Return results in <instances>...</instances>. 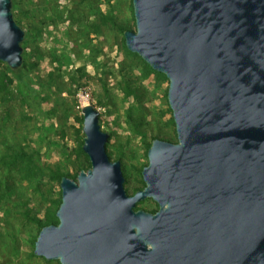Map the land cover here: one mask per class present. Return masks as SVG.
I'll return each mask as SVG.
<instances>
[{
	"label": "water",
	"instance_id": "water-1",
	"mask_svg": "<svg viewBox=\"0 0 264 264\" xmlns=\"http://www.w3.org/2000/svg\"><path fill=\"white\" fill-rule=\"evenodd\" d=\"M137 53L169 82L177 141L155 138L130 195L100 111L82 107L90 168L63 176L34 254L60 264H264V0H132ZM25 31L0 0V61ZM151 198L155 213L136 209Z\"/></svg>",
	"mask_w": 264,
	"mask_h": 264
},
{
	"label": "rangeland",
	"instance_id": "rangeland-1",
	"mask_svg": "<svg viewBox=\"0 0 264 264\" xmlns=\"http://www.w3.org/2000/svg\"><path fill=\"white\" fill-rule=\"evenodd\" d=\"M131 1L16 0V20L24 38L27 34L24 48L32 89L0 84V264H60L33 254L39 227L31 219L43 218L48 198L57 195L60 184L40 173L22 178L18 168L2 163L8 148L32 153L33 163L44 171L60 167L65 173H79L88 165L78 150L84 139L79 118L82 107L91 104L100 111L102 130L110 134L108 155L121 162L128 179L124 186L132 195L142 186L147 142L154 137L176 142L168 79L143 77L139 58L122 47L121 32L102 23L104 14L135 30ZM89 24H97V30ZM3 66L0 63V79ZM124 68L136 79L129 97ZM138 207L149 211L156 202L146 198Z\"/></svg>",
	"mask_w": 264,
	"mask_h": 264
},
{
	"label": "trees",
	"instance_id": "trees-1",
	"mask_svg": "<svg viewBox=\"0 0 264 264\" xmlns=\"http://www.w3.org/2000/svg\"><path fill=\"white\" fill-rule=\"evenodd\" d=\"M131 9L133 11L132 1H131ZM12 12H13L14 19L18 24V21L16 20L17 16H18L16 0H12ZM101 17H102V23L103 24H109L111 27L116 28L119 32H121V34H122V47L128 55H132V56L139 58L141 65H142L143 77L149 78L151 76H155V77L167 79V77L163 73L154 70L137 53H134V52H131L130 50H128V48L126 47V44H125V39H124V31L129 30V28L127 26L117 24L114 21L112 16H106L104 14H101ZM133 20L135 21L134 14H133ZM89 26H90V28H93L95 31L98 28L97 24H89ZM91 30L92 29H90V31ZM85 32L86 33H85L84 39L87 40L89 31H85ZM26 42H27V34H26V38H24V40L21 43V45L23 47V63H22V66L20 68L13 70L6 63L3 62L4 66H3V70L1 72V79H0V84L2 85L3 88H6L7 86L10 87L13 84L17 83L18 85H21V86L25 85L27 90L32 89V80L29 79V75H28V72L26 70L27 62H26V52H25V48H24ZM86 45L88 46V43L85 42L84 46H86ZM55 59H57V58H55ZM0 63H2V61ZM78 71L81 73V75H83L82 74V71H83L82 68H78ZM122 73H123V76L125 77V85L127 84V86H128V88H126L125 95H126V97H129L130 95L134 94V85L131 82L133 80H136V79H134L133 72H131L128 69L124 68ZM127 76H129V80H131L130 82H129V80L128 81L126 80ZM73 81L78 82V80L75 78H73ZM50 82L54 83V80H51V78H50ZM166 95H167V93H166ZM79 120H80L81 126H82L83 116L81 118H79ZM172 121L175 124L173 117H172ZM155 138H158V137H154L152 139V141ZM109 140H110V138H109ZM109 140L106 144V148L109 144ZM152 141L147 142V144H146L147 150L149 149ZM176 141H177V139H176ZM83 143H84V139L82 138L78 143V150L81 154H83L85 156V158L88 162V165L82 166L81 169L87 170L90 168L91 164H90V161H89L87 154H85V152L82 149ZM33 157L34 156L32 153L28 154V153H26L22 150H19V149L14 150L12 148H8L7 153L5 154V156L2 159V163L7 167L13 166V167L18 168V170L21 173L22 178H24V179L36 178L37 174L40 173L44 179L46 178V180H52L56 184H60L61 178L63 176H67L69 178L76 180L78 173H74V174L67 173V172L65 173L64 171L61 170L60 167H56L55 169H52L49 171L42 170L36 163L35 164L33 163ZM140 171H142V168ZM141 177H142V173H141ZM127 180H128L127 177H125L126 183H127ZM141 184H142V186L135 188L134 193L137 190H140L145 186L143 177L141 179ZM144 200H142L136 204V209H139L138 204H140ZM48 202H49L48 206L44 209L43 218H38V217L31 218L34 221L35 225H37V227H39V232L44 226H48L50 224H58L59 220L56 216V212H57L59 205L61 203V189L59 190L57 195H53V197L49 196ZM157 210H158V204L156 203V208L149 210V212L155 213ZM25 214L28 216V218H30L28 215V212H26ZM34 244H35V241L33 242V245ZM41 258H43V257H41ZM43 259L46 260L45 258H43ZM46 261H48V260H46Z\"/></svg>",
	"mask_w": 264,
	"mask_h": 264
},
{
	"label": "flooded vegetation",
	"instance_id": "flooded-vegetation-1",
	"mask_svg": "<svg viewBox=\"0 0 264 264\" xmlns=\"http://www.w3.org/2000/svg\"><path fill=\"white\" fill-rule=\"evenodd\" d=\"M134 194V193H133Z\"/></svg>",
	"mask_w": 264,
	"mask_h": 264
}]
</instances>
